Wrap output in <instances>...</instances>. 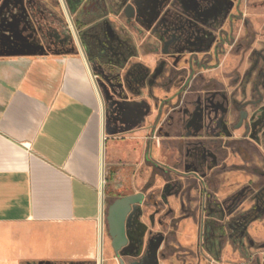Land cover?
Returning <instances> with one entry per match:
<instances>
[{"label": "crops", "instance_id": "0c3cea01", "mask_svg": "<svg viewBox=\"0 0 264 264\" xmlns=\"http://www.w3.org/2000/svg\"><path fill=\"white\" fill-rule=\"evenodd\" d=\"M70 1L79 32L107 15L76 20L88 0ZM162 2L129 0L137 32L152 27ZM150 3L153 12L144 13ZM93 80L84 56L0 54V264L92 263L102 197L113 192L107 175L145 171V185L153 170L145 163L149 143L152 159L161 161L148 103L101 105ZM184 232L194 226L182 222L179 240Z\"/></svg>", "mask_w": 264, "mask_h": 264}, {"label": "flooded vegetation", "instance_id": "af4514ba", "mask_svg": "<svg viewBox=\"0 0 264 264\" xmlns=\"http://www.w3.org/2000/svg\"><path fill=\"white\" fill-rule=\"evenodd\" d=\"M128 2L123 0V4ZM243 5L244 0H163L158 10L151 28L161 32L160 52L165 59L152 74L131 68L125 82L132 83L130 92L140 97L141 89L150 91L157 85L168 63L176 78L180 82L184 79L182 87L192 96L178 98L179 106L191 108L186 116L181 115L180 108L178 119L173 116L175 112L164 121L158 122L156 117L150 129L161 161L152 159L149 143L145 163L153 170L144 192H138L143 195L142 202L127 216V245L118 257L114 253L117 260L136 248L130 232L140 234L134 229L138 207L146 201L145 191L154 186L156 178L162 186V198L180 194L179 216L171 219L170 232L178 235L182 222L194 226L195 252L186 254L197 262L218 264L228 239L235 237L242 246L248 214L240 212L244 202L254 203L250 212L256 217L264 215V44L259 48L257 31L248 27L250 21ZM229 9L234 13L227 15ZM105 35L110 52L121 56L118 37ZM212 105L218 110L212 111ZM203 107H207L205 121L196 129L191 119L195 110ZM165 155L169 156V164H164ZM200 161L199 171L187 170L188 164ZM113 174L115 180L118 172ZM131 174L128 170L122 188L114 186L109 206L119 198L136 194L122 192L129 188ZM228 174L237 176L235 184L239 187L231 198L220 192L226 188ZM184 181L191 186L183 187ZM231 213L236 218L229 222ZM249 244L253 246L252 241Z\"/></svg>", "mask_w": 264, "mask_h": 264}, {"label": "rangeland", "instance_id": "374dc122", "mask_svg": "<svg viewBox=\"0 0 264 264\" xmlns=\"http://www.w3.org/2000/svg\"><path fill=\"white\" fill-rule=\"evenodd\" d=\"M62 2H64L70 18L71 26L67 21L60 0H0V54L15 53L79 59L84 56L91 73L95 76L94 81L103 103L108 105L121 99H142L148 103V112L157 115L158 122L164 121L167 116L172 115V112H175L173 114L175 119L181 118L178 114L180 108L183 109L180 112L183 116L190 112L191 106H179L178 100L183 97L189 99L188 97L191 98L192 96L187 95L186 87H182L184 79L180 82L181 79L176 78L177 74L169 68L168 63V67L155 87L150 91L141 89L142 96L137 97L124 88L126 75L131 68H141L152 74L165 59L162 58L160 52L162 42H160L161 32L159 28H144V31L137 32L134 25L136 18L128 19L124 13L129 2L123 4V0H88L86 7L76 20L93 19L104 14L107 15L83 32H79L75 27L71 1L62 0ZM147 6L144 13L150 14L153 12L150 8L152 5L150 3ZM231 11L234 13L232 9H229L227 15ZM243 11L250 21L248 27L256 29V39L259 48H262L264 44V1L244 0ZM87 12L93 14L89 15ZM105 33L118 37L121 43V56L115 57L110 52ZM211 109H213L212 111L218 110L214 105L211 106ZM206 111L207 107L195 110L191 119L192 127L199 129V126L205 121ZM248 150L249 152L252 151L251 148ZM131 158L133 159V157ZM234 160L239 162L237 158ZM164 162V164H169V156L165 155ZM198 163L188 164L187 170L199 171L202 162ZM124 177L123 171L118 172V177L115 180L113 172L107 175L109 188L113 189L114 186L122 188L125 183ZM144 178H146L145 171L140 175L136 170L132 171L129 188L123 189V194L144 192L146 188L140 184ZM236 178V175L228 174L226 188H222L220 192L226 193L229 198L233 197L239 189L235 184ZM182 186L189 187L191 184L184 181ZM145 194L146 201L138 207L134 225L135 231L138 230L140 234L130 232L131 243L136 248H134L133 253L128 252L121 256L125 263L208 264L197 262L192 258V255L186 254L195 252V232H184L180 240L179 235H173L170 232L171 219L179 216L180 198L178 196L180 194L171 193L170 196L162 198V186L158 182L145 191ZM102 200L103 237L102 250H99V253L102 254V264H118L106 228V211L111 200L106 194L103 195ZM253 204L251 200L246 201L242 205L241 211L239 210L248 213L244 224V238L241 239L242 246L238 245L240 240L236 241L235 237L228 239L226 250L223 252L225 260L221 261L222 264L223 261L225 264H262L264 260V247H262L264 245V215L256 217L254 213H251ZM235 215L231 213L227 218L228 221L235 220ZM233 240L236 242L234 243ZM249 241L253 242L252 247ZM164 243L166 244L164 245ZM149 247L151 248L148 249ZM98 259L97 257L96 260L88 264H98L100 260Z\"/></svg>", "mask_w": 264, "mask_h": 264}, {"label": "water", "instance_id": "95a60500", "mask_svg": "<svg viewBox=\"0 0 264 264\" xmlns=\"http://www.w3.org/2000/svg\"><path fill=\"white\" fill-rule=\"evenodd\" d=\"M61 6L65 12V16L69 20L68 13L66 11V8L64 6V2L60 0ZM125 16L128 19H132L134 17V11L131 5H127L125 8ZM81 47V44H80ZM85 62L87 63L86 57ZM88 65V63H87ZM161 68L157 71L159 73L161 71ZM89 71L91 73V70L89 68ZM92 78L95 80V76L91 73ZM93 80V84L95 86V89L97 91V94L100 98V92L97 89L96 82ZM101 105H103V102L101 100ZM143 195L141 193H136L128 196H124L122 198H119L115 200L107 209L106 211V228H107V235L111 239V247L115 253V255L119 256V251L127 245V238L125 235V222L127 219L128 214L134 209V207L142 202ZM102 207H103V200H102ZM102 218L104 217V212L102 209L101 212ZM99 260V259H98ZM119 264H124L122 259H118ZM98 264H102V260L100 259L98 261Z\"/></svg>", "mask_w": 264, "mask_h": 264}, {"label": "bare ground", "instance_id": "6f19581e", "mask_svg": "<svg viewBox=\"0 0 264 264\" xmlns=\"http://www.w3.org/2000/svg\"><path fill=\"white\" fill-rule=\"evenodd\" d=\"M102 237H103V218H102V215H101V233H100V240H99V250H102ZM102 253V252H101ZM100 254V253H99ZM101 255L100 254L98 256L99 259H101Z\"/></svg>", "mask_w": 264, "mask_h": 264}, {"label": "built area", "instance_id": "2783aa9c", "mask_svg": "<svg viewBox=\"0 0 264 264\" xmlns=\"http://www.w3.org/2000/svg\"><path fill=\"white\" fill-rule=\"evenodd\" d=\"M67 21H68L69 25L71 26L72 24H71V22H70V18H69V20L67 19Z\"/></svg>", "mask_w": 264, "mask_h": 264}, {"label": "trees", "instance_id": "16d2710c", "mask_svg": "<svg viewBox=\"0 0 264 264\" xmlns=\"http://www.w3.org/2000/svg\"><path fill=\"white\" fill-rule=\"evenodd\" d=\"M75 27H76L77 30H79L78 27L76 26V24H75Z\"/></svg>", "mask_w": 264, "mask_h": 264}]
</instances>
